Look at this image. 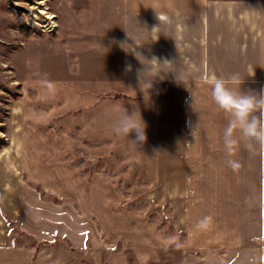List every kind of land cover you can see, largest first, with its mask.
Wrapping results in <instances>:
<instances>
[{"label": "crops", "instance_id": "crops-1", "mask_svg": "<svg viewBox=\"0 0 264 264\" xmlns=\"http://www.w3.org/2000/svg\"><path fill=\"white\" fill-rule=\"evenodd\" d=\"M113 1L124 11L122 42L140 46L149 60L156 56L174 61L177 80L171 73L157 77L147 93L144 80L169 69L151 66L139 84L137 70L143 65L124 51L125 64H131L132 71L124 69L125 79L112 82L107 91L128 99H102L97 85L79 91L83 136L94 149L109 139L127 173L144 184L206 186L205 200L175 201L174 214L181 215L174 221L160 209L157 227L126 209L129 215L122 228L114 220L121 216L119 211L112 209L102 192L103 185H113L109 178L104 182L94 177L88 183V175L70 176L67 185L91 188L81 189L64 205L49 206L34 193L18 202L17 175L7 178L1 167L0 211L33 237L53 234L65 238L73 250L84 251L88 243L93 252H108L100 264H264V151L249 150L241 142L234 155L227 154L222 137L230 117L214 103L211 84L206 82L212 76H235L244 81L242 91L264 88V0ZM134 106L143 107L139 112L147 136L137 145L130 142L135 141V133L125 138L114 131L120 109L131 113ZM216 110L221 112L217 124ZM229 159L241 167L233 170ZM230 171L245 174L237 180ZM233 184L243 186L244 195L247 186L253 188L249 201L242 200L239 209L231 212L225 187ZM96 186L99 192L92 193ZM185 204L186 211L177 210ZM231 215L238 218L237 225L229 224ZM0 249L2 255L13 254L10 264H18V244L8 248L4 243Z\"/></svg>", "mask_w": 264, "mask_h": 264}, {"label": "rangeland", "instance_id": "rangeland-1", "mask_svg": "<svg viewBox=\"0 0 264 264\" xmlns=\"http://www.w3.org/2000/svg\"><path fill=\"white\" fill-rule=\"evenodd\" d=\"M38 1L0 0V138L7 142L0 148V169L4 168L7 178L17 175L18 202L34 193L45 205H64L66 199L76 198L89 186L67 185L70 176L81 174L88 175V183L94 177L113 182L103 185L102 192L108 195L112 209L119 211L121 216L114 220L122 228L129 215L126 209L139 213L136 219L144 215L147 223L157 227L160 209L174 221L181 215L174 214L175 201L181 204L180 199L193 197L205 200L206 186L144 184L127 173L109 139L94 149L83 136L85 122L80 121L77 110L79 91L97 85L102 89V99H128L123 93L107 91L109 84L125 76L124 50L119 47L121 6L112 0H47L45 12L53 15L48 20L37 13ZM136 97L141 100V96ZM216 111L217 124L221 112ZM14 165H18L17 170ZM235 174L238 180L245 171H230L231 176ZM247 188L244 195L243 186L225 187L231 212L239 209L242 200L249 201L253 187ZM92 191L99 192L98 186ZM129 203L133 207L126 208ZM177 210L186 211V204ZM237 223L238 218L231 215L229 224ZM4 243L8 248L18 244V264H100L108 254L93 252L88 243L84 251L73 250L58 235L33 237L0 211V246ZM2 253L0 249V264H10L13 254Z\"/></svg>", "mask_w": 264, "mask_h": 264}, {"label": "clouds", "instance_id": "clouds-1", "mask_svg": "<svg viewBox=\"0 0 264 264\" xmlns=\"http://www.w3.org/2000/svg\"><path fill=\"white\" fill-rule=\"evenodd\" d=\"M125 45L127 47H124ZM119 47L126 53L133 55L143 65L142 70H137L139 84H141L142 74L148 75L151 72V66L169 69L167 73L151 74L150 78L144 80L147 93L149 89L153 88L157 77L163 79L164 76L171 73L177 80L174 61L161 60L156 56H152L149 60L139 51L140 46H136L134 43L129 44L127 41L120 42ZM125 71H132V65L126 63ZM206 82L211 84V96L214 103L230 117L222 137L227 154L230 157L234 155L239 150L241 142H244L249 150L259 148L264 151V88L259 92L252 89L242 91L241 85L244 81L235 76L231 78L212 76ZM145 129L146 124L136 106L131 113L124 107L120 109L114 127L116 134L127 138L130 133H135V141L130 142L137 145L146 141ZM228 165L233 170H238L241 167L240 163L233 159L228 160Z\"/></svg>", "mask_w": 264, "mask_h": 264}, {"label": "bare ground", "instance_id": "bare-ground-1", "mask_svg": "<svg viewBox=\"0 0 264 264\" xmlns=\"http://www.w3.org/2000/svg\"><path fill=\"white\" fill-rule=\"evenodd\" d=\"M47 0H40V1H38V5H39V7H40V9H38V12L37 13H39V14H41V15H44V18L45 19H53V15L52 14H48L47 12H45V2H46ZM52 25H53V27L54 26H56V24H54V22H52Z\"/></svg>", "mask_w": 264, "mask_h": 264}, {"label": "trees", "instance_id": "trees-1", "mask_svg": "<svg viewBox=\"0 0 264 264\" xmlns=\"http://www.w3.org/2000/svg\"><path fill=\"white\" fill-rule=\"evenodd\" d=\"M5 145H7L6 140L0 138V148L3 147V146H5Z\"/></svg>", "mask_w": 264, "mask_h": 264}]
</instances>
